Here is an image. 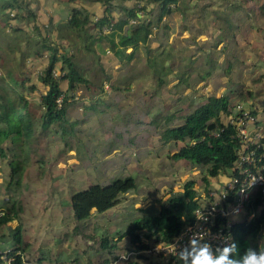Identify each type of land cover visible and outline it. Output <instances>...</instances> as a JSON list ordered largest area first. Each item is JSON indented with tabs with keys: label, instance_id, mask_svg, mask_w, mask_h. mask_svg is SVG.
<instances>
[{
	"label": "rangeland",
	"instance_id": "1",
	"mask_svg": "<svg viewBox=\"0 0 264 264\" xmlns=\"http://www.w3.org/2000/svg\"><path fill=\"white\" fill-rule=\"evenodd\" d=\"M26 1L36 14L29 16L28 21L32 26H39L42 35L27 25L24 17L7 15L10 10L0 7V81L9 72H13L17 79L31 74V80L36 81L47 59H35L34 52L43 47L40 37L46 36L47 43L55 41L57 47L62 44L71 47L85 75L96 85L103 82L105 89H109L102 71L106 67L112 83L120 88L111 98L99 90L98 98L102 101L95 102L98 103L95 110L84 109L92 103V97L87 91L80 90L77 95L79 102L69 108V117L77 120L75 132L63 134L53 129L51 133H38L35 151L26 163L22 183L14 190L8 188L10 169L7 160L0 154V214L12 203L21 206L19 220L11 222L0 232V246L8 248L12 239L8 232L20 225L26 246L23 255L31 264H123L127 261L123 256L128 258L132 252L135 253L128 260H137L140 264H166L158 256H139L136 245L128 235L122 236V232L131 221L157 214L170 197L184 193L188 181L195 182L193 187L200 194L201 201L207 199L206 194L210 191L204 177L209 178L210 187H221L223 181L209 177L206 167L173 159L171 154L178 149L177 145L157 140L154 126L141 128L134 125L130 132L122 135L117 132L124 126L119 121L123 120L122 116L126 113L130 117L137 116L147 97L151 99V112L157 107H168L164 111L177 115L187 110V98L175 91V77L168 85L172 91H168L169 88L161 92L156 89L153 71L148 67L147 57L150 54L147 47L141 46L135 57L123 67L112 56L109 44L93 43L90 50L84 43V36L77 35L74 29L66 28V23H63L74 5L85 4L99 17L103 4L94 0ZM229 1L234 0H181L179 5L183 9L164 17V23H168L173 30L169 37L162 38L167 41L166 45L179 52L174 60L179 72L188 66L185 65L187 60L181 61L178 55L189 56L203 40L210 43L219 32L213 28L211 11L225 10L228 5L230 7ZM237 1L245 3L248 10L232 15L236 26L232 28L228 50L219 56L223 65H216L208 82L197 86L201 92L225 94L233 106L240 103L257 111L259 117H264V0ZM204 4L208 5L207 11L202 8ZM18 24L23 25L25 30L14 32L12 27ZM216 24L219 26L222 22ZM104 29L105 33L110 31L107 26ZM162 33H158L159 37ZM159 45L158 39L150 40L148 48L151 49V57L162 51ZM224 46L225 43L220 44V47ZM95 47L101 49L102 58L97 55L98 50L94 51ZM131 51L132 48L128 50ZM168 58L165 55L161 61L167 62ZM228 62L235 64L225 70ZM195 81V77L189 80L191 85ZM180 90L199 96V92H192V86L184 84ZM41 111L40 106L34 107L37 115ZM130 139H134L132 143H129ZM129 175L136 178L137 186L123 194L116 206L86 220H76L70 206V197L74 192L92 182L106 184ZM245 215L231 218L242 223L247 217ZM103 238L109 239L108 248H103ZM257 242L264 246V238Z\"/></svg>",
	"mask_w": 264,
	"mask_h": 264
},
{
	"label": "trees",
	"instance_id": "2",
	"mask_svg": "<svg viewBox=\"0 0 264 264\" xmlns=\"http://www.w3.org/2000/svg\"><path fill=\"white\" fill-rule=\"evenodd\" d=\"M94 1L103 4L101 16L97 17L85 4L74 5L70 16L63 22L66 23V28L74 29L77 35H83L84 43L90 50L93 43L109 44L112 56L119 60L121 62L119 65L123 67L129 64L141 46L147 47L150 54L147 57L148 67L153 71L156 89L161 92L169 88L168 91H172L168 85L175 77L173 79L175 91L184 95L189 103L187 110L180 115L164 111L168 107H157L156 111L151 112L149 107L151 99L148 100L147 97L143 100L142 110L137 116L130 117L127 113L122 116L123 120L119 121L124 126L117 133L122 135L124 132H130L134 125L141 128L154 126L156 130L154 137L157 140L177 145L178 149L171 154L173 159L186 160L196 167H206L209 177L224 181L234 169L242 146L237 129L227 121L233 105L227 95L201 92L197 85L201 82L207 83L216 65H223L219 56L221 52L228 50V40L232 28L236 26L232 15L248 10L245 3H239L237 0L229 1L230 7L228 5L225 10L211 11L213 28L218 29V34L209 44L204 42L205 40L200 42L201 45L189 56L180 53L178 56H181V61L187 60L185 65L188 68L179 72L174 66V60L179 52H175V48L171 45H166L167 41L162 37H169L173 30L168 23H164V17L175 10L183 9L179 5L181 0H135L133 3H129V0ZM207 6L204 4L203 10H208ZM0 7L2 10H10L7 15L24 17L27 21L25 23L32 26L28 18L36 14L29 8L26 0H0ZM215 22L222 24L218 26ZM105 26L110 30L108 33H105ZM12 28L14 32L24 29L20 24ZM32 28L42 35L39 26L34 24ZM156 30L160 31L156 33ZM162 31V36L159 37L158 33ZM40 38L43 40V47L36 49L34 58L47 60L44 69L36 76V81L31 80V74L17 79L13 72H9L3 81H0V154L7 160L10 169L8 188L13 190L22 183L26 163L35 151L38 133H51L53 129L63 134L75 132L77 120L69 117L71 112L69 108L79 102L77 95L80 90L87 91L92 97L90 100L92 103L84 109L95 110L98 105L95 102L102 101L98 98L99 90L111 98L120 88L119 85L112 83L111 74L107 73L106 67L102 71L109 89H105L103 82L96 85L85 75V70L76 61V55L71 47L64 44L57 47L55 41L47 43L46 36ZM152 38L158 39L160 41L158 47H162V51L156 53L154 57H151L152 52L148 48ZM191 38L195 40L194 36ZM222 43H225L223 48L220 47ZM130 48L132 51L128 52ZM100 50L98 47L94 49L99 58H102ZM165 55L169 57L167 62L161 61ZM234 64L228 62L226 65L229 66L225 70H229ZM193 77L196 81L191 85L189 80ZM184 84L192 86V92H199V96L181 91L180 88ZM35 106L42 108L38 115L34 112ZM253 112L257 113V111ZM133 140L130 139L129 143ZM204 179L207 190H211L213 185L210 187L209 178L206 176ZM194 183L193 180L188 181L184 193L170 197L157 214L141 216L131 221L122 232V236L128 235L138 249L148 247L151 241H171L187 223L194 219V211L201 201L200 194L193 187ZM136 186V178L133 175L119 177L106 184L92 182L71 195L70 206L77 221L86 220L96 213H103L116 206L122 195ZM20 210V205L12 203L2 211L0 232L11 222L19 220ZM247 211L253 216L250 219L245 218L242 223L236 222L233 226L232 241L237 242L241 253L248 247L258 249L262 246L257 242L258 239L264 238V198L260 192L256 193L247 205ZM8 234L12 239L8 248L0 246V264H31L23 255L26 246L23 242L21 226L18 225ZM101 243L103 248L110 246L108 238H103ZM142 254L140 253L139 256ZM123 264L140 263L137 260L127 259ZM166 264H183V262L177 256L176 260Z\"/></svg>",
	"mask_w": 264,
	"mask_h": 264
},
{
	"label": "built area",
	"instance_id": "3",
	"mask_svg": "<svg viewBox=\"0 0 264 264\" xmlns=\"http://www.w3.org/2000/svg\"><path fill=\"white\" fill-rule=\"evenodd\" d=\"M227 121L237 129L242 141L239 158L230 176L221 187H213L206 194L207 199L200 201L194 211V219L171 241L150 243L148 247L138 249L137 254L158 256L168 263L176 260L178 251L193 233H199L214 248L223 247L225 242H232L236 221L231 217L243 213L247 219L253 216L248 214L247 205L258 192L264 198V117L238 103L232 107Z\"/></svg>",
	"mask_w": 264,
	"mask_h": 264
},
{
	"label": "clouds",
	"instance_id": "4",
	"mask_svg": "<svg viewBox=\"0 0 264 264\" xmlns=\"http://www.w3.org/2000/svg\"><path fill=\"white\" fill-rule=\"evenodd\" d=\"M178 257L183 264H264V246L248 247L241 253L235 241L214 248L199 233H193Z\"/></svg>",
	"mask_w": 264,
	"mask_h": 264
}]
</instances>
